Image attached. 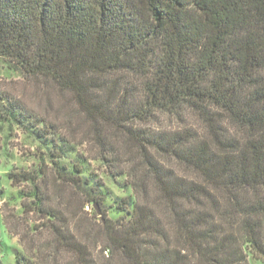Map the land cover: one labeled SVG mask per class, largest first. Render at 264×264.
Masks as SVG:
<instances>
[{
	"label": "trees",
	"instance_id": "16d2710c",
	"mask_svg": "<svg viewBox=\"0 0 264 264\" xmlns=\"http://www.w3.org/2000/svg\"><path fill=\"white\" fill-rule=\"evenodd\" d=\"M0 60L68 94L91 157L132 190L111 218L77 162L10 172L32 185L53 264H98L97 249L104 264L264 262V0H0ZM0 110L59 158L78 144L1 91ZM49 175L79 212L53 206Z\"/></svg>",
	"mask_w": 264,
	"mask_h": 264
},
{
	"label": "rangeland",
	"instance_id": "374dc122",
	"mask_svg": "<svg viewBox=\"0 0 264 264\" xmlns=\"http://www.w3.org/2000/svg\"><path fill=\"white\" fill-rule=\"evenodd\" d=\"M0 91L35 114L55 121L78 143L73 152L59 158L53 151L52 143L40 136L33 127L21 125L0 110V261L2 264H15V253L19 252L34 260L35 264H53L54 255L46 247V240L51 236L45 220L32 203L35 201L31 194L32 185L30 182L13 181L9 176L10 172H37L44 169L51 173L53 161L67 166L77 162L83 168L79 175L93 176L101 182L100 192L105 196L103 205L111 218L123 214L116 209L113 197L133 198L132 190L124 177H111L106 165L91 157L93 152L90 144L83 141L87 126L84 119L76 113L75 104L68 94H61L52 85L44 84L41 79L24 76L4 60H0ZM169 124L164 121L162 125L167 127ZM80 154L90 158L83 159ZM49 179L53 206L61 208L66 217H70L74 211L79 212V200L71 190L60 191L56 189L57 183L51 175ZM57 194H61L60 199ZM80 216L90 218L92 213L83 208ZM97 251L95 255L99 258L98 264H104L103 257ZM249 261L250 264H264L251 255Z\"/></svg>",
	"mask_w": 264,
	"mask_h": 264
}]
</instances>
